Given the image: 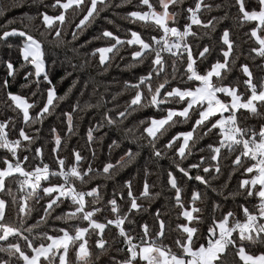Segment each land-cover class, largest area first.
I'll use <instances>...</instances> for the list:
<instances>
[{
  "label": "snow or ice",
  "instance_id": "6c2138e0",
  "mask_svg": "<svg viewBox=\"0 0 264 264\" xmlns=\"http://www.w3.org/2000/svg\"><path fill=\"white\" fill-rule=\"evenodd\" d=\"M28 6L7 19L0 0V264H264V0ZM125 6L141 27L81 43ZM58 61L79 95L58 94ZM122 63L119 91L96 83Z\"/></svg>",
  "mask_w": 264,
  "mask_h": 264
},
{
  "label": "trees",
  "instance_id": "16d2710c",
  "mask_svg": "<svg viewBox=\"0 0 264 264\" xmlns=\"http://www.w3.org/2000/svg\"><path fill=\"white\" fill-rule=\"evenodd\" d=\"M120 0H117V3H119ZM190 2H192V0H190ZM19 4V7H10L11 4ZM29 3H31V0H3V4L6 7H9V11L6 14V18L7 19H11L13 17L19 18L23 13H29V14H34L35 9L34 8H30L28 5ZM126 10H131L128 9L126 6L123 8H119V9H115V10H110V11H106L104 16H102L99 19V22L95 25V27L89 26V29L85 31V33L83 34V36L81 37V43H83L86 40H91L93 36H95L97 34V30L100 29H104L107 28L110 31H116L117 29L119 30L120 34H123L126 30L127 27H141V25H130L129 21L125 20L123 17L125 15V11ZM233 16H235V12H233ZM5 18H0V24H3ZM108 20H112L113 23H108ZM234 35H237L238 37L242 36L241 33H236L234 32ZM246 38V37H245ZM103 46L102 42H97L94 44V47H100ZM11 58L13 59V61H16L18 59L17 53L15 51V49L12 50L11 52ZM0 56H3L4 58L8 57V54L3 52V46L0 45ZM74 63L76 61H73ZM49 64H51V61H49ZM17 67H19V64L16 65ZM65 68H67V70L69 72H72V76L71 77H66L63 81L60 80V78L62 76L65 75ZM253 70L255 71V67L253 66ZM52 71V75L54 77V82L57 83V88H58V94L63 95L66 91L69 90L70 86L72 85L73 80H77L78 81V85L76 88L73 89V93H75V95H79V88L83 86V76L81 73V70L77 69V70H73L70 66L68 65H64L61 66L60 62H57V66L54 69H51ZM134 70L133 69H129L125 67V64H121L120 67H116L113 66L111 71L106 74L105 78L102 81H96V83H101L104 86H111L108 88V90L110 92H117L119 91V85L122 84L123 80H127L131 77L132 72ZM6 74V69L2 66H0V81H2L5 77ZM86 76V74H84ZM11 79V78H9ZM12 90H16L15 88H13ZM89 91H91V89H89ZM100 91H104V87L100 88ZM72 98L73 101H75V95H72V93L69 94ZM3 99V93H0V100ZM85 99H87V97H85ZM108 99H111V97H108ZM95 102V101H93ZM122 103V101H121ZM112 105L109 104V107H111ZM67 107V105H65V108ZM3 108L2 106H0V114H2ZM59 115V113L57 114ZM81 119L83 121V127L81 129H79L80 134L79 135H74L71 140L69 141L70 145L73 147H76L78 149H84L85 147V143H86V129L88 127V118H86L84 116V114H81ZM52 123H56L57 125H59V120H57L55 117H53L52 119H50L47 123V125L45 126V132H47L48 130V125H51ZM92 123H95V120L92 121ZM253 123H255V121H253ZM119 133H117L115 130H113L111 136L109 138H106L105 143H104V147H103V154L107 155L108 154V148H107V144L111 143L112 139H115L117 137ZM121 143H125L123 140H121ZM126 150V149H125ZM123 153L119 150L116 149L114 150L113 155H115L117 158H119L120 155H122ZM45 155L47 156L48 153L47 151L45 152ZM47 162V161H46ZM143 163V162H141ZM166 167V165H165ZM137 171V168L134 167H130L128 169H125L122 171L121 173V179H127L129 176H131L132 174H134ZM157 176H159V172L157 170ZM235 187V181H233V188ZM232 207H235V204H231ZM168 215L172 218L173 221L176 220V212L174 209L171 208V206H169L168 209ZM176 224L172 223L171 227L175 228ZM109 240H111V235L109 236ZM105 258H102V260H104Z\"/></svg>",
  "mask_w": 264,
  "mask_h": 264
}]
</instances>
